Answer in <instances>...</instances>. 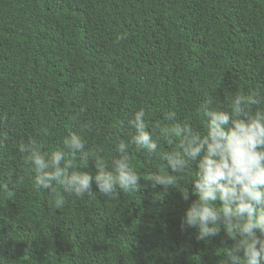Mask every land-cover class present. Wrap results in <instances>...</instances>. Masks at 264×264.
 <instances>
[{
  "label": "trees",
  "instance_id": "trees-1",
  "mask_svg": "<svg viewBox=\"0 0 264 264\" xmlns=\"http://www.w3.org/2000/svg\"><path fill=\"white\" fill-rule=\"evenodd\" d=\"M252 92L264 96V0H0V264H230L225 230L182 231L179 191L145 181L162 158L132 147L139 191L110 200L93 182L76 198L38 188L17 147L41 135L53 152L80 132L90 155L72 162L95 173L139 108L150 126L175 112L206 131L205 97ZM194 174L179 177L190 193Z\"/></svg>",
  "mask_w": 264,
  "mask_h": 264
},
{
  "label": "clouds",
  "instance_id": "clouds-1",
  "mask_svg": "<svg viewBox=\"0 0 264 264\" xmlns=\"http://www.w3.org/2000/svg\"><path fill=\"white\" fill-rule=\"evenodd\" d=\"M264 96L259 92L236 94L230 105H219L205 97L197 107L206 131H197L190 119H178L175 112L165 114L170 126L148 123V113L141 107L127 121L128 138L116 145L110 163L95 159V173L77 167V155L86 160L87 140L80 132L63 138L62 147L45 152L41 135L21 141L17 151L36 186L55 194L59 186L64 193L83 198L100 194L115 200L122 192H137L142 174L132 166L130 148L147 152L165 161L163 171L154 170L150 181L165 189L176 188L187 202L181 218V230L195 229L197 239L205 240L226 231L235 241L226 249L230 264H264ZM90 127L81 126V131ZM161 140L169 151H158ZM175 142V147L171 145ZM100 149H97L99 152ZM194 166L191 193L180 184L179 177ZM25 177L20 178L23 182ZM144 180V179H143ZM195 199H192V196ZM219 202V203H217ZM220 264H229L228 260Z\"/></svg>",
  "mask_w": 264,
  "mask_h": 264
}]
</instances>
